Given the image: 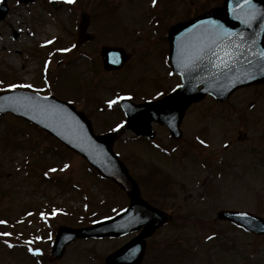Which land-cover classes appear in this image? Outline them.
<instances>
[{"label": "rangeland", "instance_id": "obj_1", "mask_svg": "<svg viewBox=\"0 0 264 264\" xmlns=\"http://www.w3.org/2000/svg\"><path fill=\"white\" fill-rule=\"evenodd\" d=\"M51 1L61 4L60 8L54 9ZM132 5L127 9L125 0H0V9L7 8L0 11H6L0 18V92L17 85L72 101L89 97L95 85L107 84L106 72L94 76L90 69L99 59L100 41L119 40L113 33L122 32L124 25L115 13L136 17L142 7ZM82 11L99 15L92 17L89 27L99 36L93 62L81 55L91 46L82 44L79 50L74 44ZM12 26L17 27L18 37ZM129 78L127 86H131ZM234 95L225 103L211 97L197 105L207 107L208 119L198 122L199 126L208 123L207 143L192 137L195 143L190 145L158 148L139 141L127 128L114 143L137 178L143 197L174 215L147 238V251L139 264H264V235H253L217 217L222 209L264 216V158L257 160L259 150L248 144L252 141L235 138V113L226 109L235 107L241 93ZM96 117L101 124L123 119L114 108ZM101 124L95 123L97 132L106 130ZM6 136L14 138L9 145H3ZM0 143V190L8 191L0 194V218L8 223H0V264H106L108 254L137 235L78 238L60 259H53L52 241L60 225H91L120 212L129 199L76 152L23 118L0 116ZM154 167L159 170L154 172ZM50 205L58 212L46 213ZM29 209L32 214L22 216ZM21 219L32 242L18 234L3 235L9 223L15 225ZM36 248L39 253L30 251Z\"/></svg>", "mask_w": 264, "mask_h": 264}, {"label": "water", "instance_id": "obj_2", "mask_svg": "<svg viewBox=\"0 0 264 264\" xmlns=\"http://www.w3.org/2000/svg\"><path fill=\"white\" fill-rule=\"evenodd\" d=\"M228 12H250V18L254 13L255 30L250 32V38L253 39L255 34L253 40L257 42L261 39L262 46L249 48L247 43V46L235 47L232 43L225 44L227 39L224 38V44L220 48L222 49L221 60L204 61L200 53L196 62L177 63L176 71L182 74L183 83L172 94L157 101L125 106L128 116L127 125L137 134L153 136L150 120L156 119L168 125L174 135L180 136L175 131L191 103L204 98L207 94L219 100H225L242 85L264 81V57L260 55L264 52V0H252L251 5L245 4L244 0H226L223 6L208 13H211V16L224 18L227 15L221 13ZM200 23L201 18H196L187 24L177 26L170 34L175 32L177 35L179 32L190 30L192 34L193 31L196 32L195 28ZM88 24L89 16L84 14L80 23V41L91 38L86 31ZM230 39L229 36V42ZM117 50L120 54L122 53L121 49L103 48L102 54L106 68L118 67L125 60V57L121 55L119 61L114 62L118 55ZM193 57L194 55L190 56V58ZM7 112L23 116L57 137L66 146L86 158L102 173V176L115 181L130 198L128 207L112 218L83 228L60 227L54 241L52 251L54 257H61L67 244L77 237L110 236L113 238L141 230L124 247L122 246L106 258L107 264L140 263L146 249V238L155 233V230L172 216L142 198L137 181L114 152L113 143L117 133L96 134L86 113L77 110L70 102L53 95H41L23 90L2 92L0 93V114ZM218 216L227 221L239 222L242 227L250 231L264 233V218L261 216L236 210H222Z\"/></svg>", "mask_w": 264, "mask_h": 264}, {"label": "flooded vegetation", "instance_id": "obj_3", "mask_svg": "<svg viewBox=\"0 0 264 264\" xmlns=\"http://www.w3.org/2000/svg\"><path fill=\"white\" fill-rule=\"evenodd\" d=\"M224 1L225 0H156V2L153 3V0H125L126 6H128L127 9L133 8V3L134 6L142 7L141 13L139 12L136 17H130L126 13H115L119 17V23L123 21L124 25L122 32L119 31V34L113 33V38L118 37L119 40L115 43L109 41V43L106 44L101 40V47L98 46V55H96L99 59H97L98 61L95 60L97 63L93 68H90L94 76L99 75L101 71L103 74L106 72L105 81H107V84H103L99 88L98 85H95L97 89L95 92H91L92 95L87 98H74V103L77 107L84 110L95 123L101 124L103 122L100 123V117L96 116L99 115L100 112L107 110L109 105L106 101L110 99L117 100L114 109L123 119L114 122L108 121L107 124L102 125L108 128L115 125H120V127L125 125L126 114L124 107L121 99L117 98L123 97V99L134 103H143L157 100L174 91L177 85L182 82V77L175 71L174 66L177 63L189 64L188 60L197 61L198 51L195 50H197L198 45L193 42L190 44L192 38H201L203 40L201 42L203 48L200 54L201 58L204 61L209 59L214 60L220 55L218 48L223 44V42L218 40L224 38V35L217 34L224 30L229 31V27H223V25L232 23V31H235V33L247 32L248 29H250L251 22L249 21L247 24L244 23V20L247 19L245 17L241 18L237 16L228 19L211 16L210 19L206 17L204 20H201V23L195 28L196 32L193 31L192 35L188 33L176 35L175 32L170 35L171 30H174L176 25L181 26L193 19L204 17V15H207L208 11L216 7L218 8ZM178 9H180L179 13ZM89 16V27L91 29V24L93 22L92 17L99 18V15L98 13H89ZM87 29L89 33H91L92 38L78 44L79 32L77 31L74 39L76 40L75 48L80 50V45L82 44L83 46L86 45L87 48L91 46L86 49L88 53L82 52L81 55L89 58L88 60L93 62L94 60L93 57L91 58V55H95L97 52L94 42L99 36L96 33V29ZM202 29L204 31L203 33L201 32ZM208 30L210 31L208 32ZM246 38L247 36L244 35L241 38L242 41L235 42L233 40L231 43L235 44V46H239L240 44L245 46L247 45L245 42ZM226 43L229 44V42ZM104 45L112 46L113 48L117 47L122 50L120 55H123L125 60L121 68L111 70H106V68H104L103 57L101 55V49ZM208 47L211 48V50H208ZM177 48L178 50H176ZM191 54H194L193 58H190ZM133 76L134 79L131 81ZM127 78H129L128 80H130L131 86L130 83L128 86L125 83ZM238 93H241V95L235 98V107L226 108L231 113H235V127L237 128L235 138L245 142L252 141L253 143H248L249 146H251L254 151L259 150V153H256V158L258 161H263L264 81L242 86L235 90L234 96H237ZM199 103L201 102L191 105L183 115L179 124V129L181 130L180 138L173 136L169 127L153 120L150 121L155 130L154 138L150 140L145 136L138 138L141 141H149L152 145L156 144L158 148L163 145H173L176 143L180 145H190L192 142L195 143L192 137L200 144L207 143L209 140L208 123L200 122L202 125H198L199 120L208 119V116L205 115L207 113V107L197 108ZM255 136H257V138ZM228 145L227 143V146ZM156 171H158V169Z\"/></svg>", "mask_w": 264, "mask_h": 264}, {"label": "snow or ice", "instance_id": "obj_4", "mask_svg": "<svg viewBox=\"0 0 264 264\" xmlns=\"http://www.w3.org/2000/svg\"><path fill=\"white\" fill-rule=\"evenodd\" d=\"M69 3L73 2V0H68ZM156 0H153V3H155ZM244 3L247 4V5H251L252 3V0H244ZM252 18H255V14L253 13L252 15ZM244 23H249V19H245L244 20ZM67 50V49H66ZM226 55H229L228 53H226ZM260 55L262 57H264V52H261ZM225 66H227V64H225ZM10 87L12 88H15V87H18L17 85H10ZM23 87H28V88H31L32 85H23ZM117 99H123V97H118ZM117 103V100H109L108 101V105L111 107L113 104ZM65 167H68L67 165H65ZM51 171L55 172L56 169H51ZM45 175H47V173H45ZM0 223H6V221H0ZM4 235H11V233H4ZM30 251H34V252H37L39 253L40 252V249L39 248H36V249H30Z\"/></svg>", "mask_w": 264, "mask_h": 264}, {"label": "bare ground", "instance_id": "obj_5", "mask_svg": "<svg viewBox=\"0 0 264 264\" xmlns=\"http://www.w3.org/2000/svg\"><path fill=\"white\" fill-rule=\"evenodd\" d=\"M11 29H12V30H13V29L16 30V32H17V37H18V29H17V27L12 26ZM244 35H245V33H241V32H239V33H238V32L235 33V38H236L235 40H239V39H241ZM256 43L258 44V43H260V42L257 41Z\"/></svg>", "mask_w": 264, "mask_h": 264}]
</instances>
